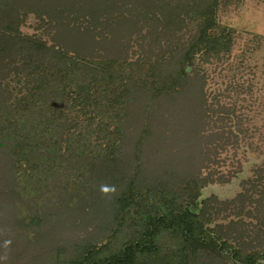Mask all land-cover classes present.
I'll use <instances>...</instances> for the list:
<instances>
[{
    "label": "trees",
    "instance_id": "obj_1",
    "mask_svg": "<svg viewBox=\"0 0 264 264\" xmlns=\"http://www.w3.org/2000/svg\"><path fill=\"white\" fill-rule=\"evenodd\" d=\"M241 1L0 0V213L25 217L6 229H63L66 264H264V159L232 199L201 196L228 180L207 155L252 138L222 100L251 84L207 93L201 68L230 54L216 11Z\"/></svg>",
    "mask_w": 264,
    "mask_h": 264
},
{
    "label": "rangeland",
    "instance_id": "obj_2",
    "mask_svg": "<svg viewBox=\"0 0 264 264\" xmlns=\"http://www.w3.org/2000/svg\"><path fill=\"white\" fill-rule=\"evenodd\" d=\"M216 12L219 23L233 30V45L224 62L219 61L201 66L203 72L208 76L206 92L225 94L229 84L233 81L251 84V94L242 95L245 97L244 103L240 97H237L235 91H230L229 98L225 97L222 100L225 103L237 102L238 114H243V120L240 122L248 128L252 138L249 136L248 139L240 141L236 148L234 143L229 144L218 155L211 152L212 154L207 155L205 162L214 171L212 176L215 179L222 175L228 180L223 182V180L216 179L215 182L201 188L202 198L215 195L220 200H226L232 199L241 190V180L250 177L253 167L264 159V0H242L238 4L220 7ZM34 21V17L29 16L22 30L32 33ZM187 105L185 103L177 106V109L182 110L185 106L187 108ZM191 110L188 107V112L191 113ZM156 148L157 146H153V150ZM165 149L173 151L169 145H166ZM165 159H167L166 156ZM201 169V174L207 173L206 168ZM41 185H43L42 182L37 183L36 187ZM30 196L32 197L31 194ZM10 211L18 219L24 220L25 218L24 212L21 210L18 213L8 209L1 211L0 235L9 233L13 245L11 248V246L0 244V264L5 263V259L13 264H66L71 246L66 244L69 239L63 237L65 233L63 229H58V232L53 225V232L52 228H48L50 227L48 224H51L46 222L43 225L39 223L28 227L27 222L23 223L22 220L16 222V230L12 226L10 230H7L5 225L11 218L5 219V217L10 216ZM248 220L246 219V221ZM252 221L256 222L254 219ZM45 224L47 225L44 226ZM63 224L67 223L63 222ZM58 233L61 234L58 235L56 241H52L54 237L50 235ZM59 237L62 238L59 239ZM51 242L53 245L48 246Z\"/></svg>",
    "mask_w": 264,
    "mask_h": 264
}]
</instances>
